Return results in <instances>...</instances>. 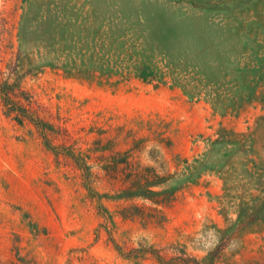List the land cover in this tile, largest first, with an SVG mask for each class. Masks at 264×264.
<instances>
[{
    "label": "rangeland",
    "instance_id": "1",
    "mask_svg": "<svg viewBox=\"0 0 264 264\" xmlns=\"http://www.w3.org/2000/svg\"><path fill=\"white\" fill-rule=\"evenodd\" d=\"M165 179L166 206L119 199ZM264 264V0H0V262Z\"/></svg>",
    "mask_w": 264,
    "mask_h": 264
},
{
    "label": "trees",
    "instance_id": "2",
    "mask_svg": "<svg viewBox=\"0 0 264 264\" xmlns=\"http://www.w3.org/2000/svg\"><path fill=\"white\" fill-rule=\"evenodd\" d=\"M158 179L150 181L147 176L140 175L133 182L130 188L124 189L121 194L118 196L119 199H130L132 197H142L154 202L157 205L166 206L170 203L171 198L173 197V191L168 190H154L153 188L160 187L165 183V179L159 178L158 175H155ZM0 264H7L2 263ZM11 264H37L34 259H28L27 257H22L20 254L17 255V262Z\"/></svg>",
    "mask_w": 264,
    "mask_h": 264
}]
</instances>
